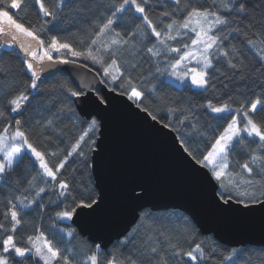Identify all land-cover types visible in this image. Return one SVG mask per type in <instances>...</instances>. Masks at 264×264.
Wrapping results in <instances>:
<instances>
[{
    "label": "snow or ice",
    "instance_id": "1",
    "mask_svg": "<svg viewBox=\"0 0 264 264\" xmlns=\"http://www.w3.org/2000/svg\"><path fill=\"white\" fill-rule=\"evenodd\" d=\"M156 3L160 5V0ZM160 6L166 7L154 22L149 15L150 0H106L104 3L0 0V48H19L24 57L20 72L28 77L21 81L9 66L0 68V77L6 81L0 83V120L7 121L0 129V180L8 182L14 166L25 156L34 158L39 165L36 175L24 178L15 174L9 183L18 194L8 199L0 220V264H25L29 258L34 264H77L75 249L59 246L64 236L69 238L67 243H71L75 229L69 227L65 231L56 224L93 217L105 202L102 192H96L82 181L64 177L63 172L74 156H78L87 169L103 159L104 123L98 117L99 113L109 111L112 101L98 85H103L108 93L131 101L136 110L132 114L143 113L140 118L155 133L161 136L177 133V151L194 171L204 170L202 175L213 184V206L217 210L239 215H248L255 208L264 211V115H260L264 111V0H164V5ZM34 7L41 17L39 27L26 25L23 17L18 16L19 11L27 14ZM125 16L140 23L131 31H118L116 25ZM64 24L74 26L75 31L68 33L67 27H61ZM53 32L67 35L51 34ZM235 34L243 36L239 46L229 43ZM179 39L190 43L173 46ZM247 52H254L255 64L247 63ZM145 60L154 62L151 65L154 71L134 76ZM55 65H73L89 73L94 71L95 75L91 79L87 74L82 75L75 87L62 82L52 90L42 89L43 74ZM165 76L181 84L190 82L204 92L209 89L219 92L222 102L213 103L209 99L196 105L189 101V107H182L158 92V88L165 86L166 82L160 79ZM235 77L261 89L255 99L249 101L244 93H238L239 100L231 95L224 99ZM57 90L65 100L76 98L80 105L95 109L84 114L92 118L82 121L87 127L67 152L41 150L32 135L36 130L44 137V143H51L59 116L65 111L75 115L69 105L54 95ZM33 101L36 107L50 105L44 109L48 115L34 121L16 118L22 117ZM132 105L128 106L130 111ZM165 107L169 116L179 115L176 123L186 128L183 134L171 119L161 118L159 112ZM198 108L210 115L215 124H201L197 119ZM228 116L231 119L220 130L219 122ZM209 131L214 133L211 137ZM84 144L88 145V153L83 150ZM253 144L256 147H251ZM89 153H96V158ZM237 155H246V159L240 162ZM41 183L51 187H37ZM26 193L34 195L29 198ZM48 193L54 198L50 197L47 205L40 203L41 194ZM126 195L132 202L141 201L143 186L130 181ZM34 206L41 212L49 206L59 209L52 217L55 233L49 238L37 227L35 234L27 235L21 246L15 234L25 223V213ZM146 220L156 218L140 209L136 226L116 242L109 255L102 259V245L97 243L95 250L90 248L79 264H169L170 259H175L177 264H204L214 255L215 248L208 253L203 242L185 250L183 244L194 235L187 219L179 228L164 231L145 225ZM141 228L144 233L137 242ZM154 233L164 238L163 248ZM55 235L61 236L60 242L55 240ZM129 245L131 249L125 255L122 250ZM261 251L264 252V245ZM224 260H232V256H225ZM245 264L252 262L246 260ZM260 264H264V259Z\"/></svg>",
    "mask_w": 264,
    "mask_h": 264
},
{
    "label": "water",
    "instance_id": "2",
    "mask_svg": "<svg viewBox=\"0 0 264 264\" xmlns=\"http://www.w3.org/2000/svg\"><path fill=\"white\" fill-rule=\"evenodd\" d=\"M56 74L66 75L75 87L82 75L91 79L95 72L73 65H55L43 74V79ZM98 87L112 101L107 113H99L98 118L104 123L105 152L102 161L91 169L94 186L104 194L105 202L95 216L69 222L81 236L107 248L130 231L140 209H177L188 215L200 233L212 235L223 245H264V211L255 208L248 215H239L217 210L213 206V184L202 175L204 170L194 171L177 151L175 132L164 136L155 133L140 118L143 113L132 114L136 110L131 101L108 93L103 85ZM72 100L77 113L90 120L92 117L84 114L95 109L80 105L76 98ZM90 156L95 159L96 153ZM130 181L143 186L141 201L127 198Z\"/></svg>",
    "mask_w": 264,
    "mask_h": 264
},
{
    "label": "trees",
    "instance_id": "3",
    "mask_svg": "<svg viewBox=\"0 0 264 264\" xmlns=\"http://www.w3.org/2000/svg\"><path fill=\"white\" fill-rule=\"evenodd\" d=\"M48 2H51V0H48ZM97 3H104L106 0H96ZM151 8L149 10V15L153 19V21H157L159 19V13L160 11L164 10V7L160 5H164V0H160V5H157L156 0H150ZM13 12H17V10H12ZM11 14V13H10ZM19 17H23V22L27 25L29 23L37 25L39 27L41 22V17L37 15V8H32L27 12V14L24 11L18 12ZM140 23L139 20H133L130 16H125L122 20L118 22L116 25L118 31H131L135 24ZM162 26V25H161ZM61 27H67V32L72 33L75 31L74 26H68L67 24L61 25ZM51 34H59V35H67L64 32H53ZM48 35V34H45ZM71 38V37H69ZM154 39V38H153ZM243 39V36L241 34H235L233 38L230 39L229 43L237 44L239 46V41ZM190 43V41H187L185 39H179V43H173V46H180L183 43ZM55 55V54H54ZM248 60L247 63L249 65L255 64L256 57L254 52H247L246 53ZM23 53L20 52L19 48L15 49H9V48H0V68L3 66H9L15 73L16 78L24 81L27 80L28 77L26 75L21 74L20 69L22 68V60H23ZM163 59V58H161ZM82 63H86L83 62ZM154 64V62H148L145 60V62L142 63V67L140 70H138L137 73H134V76L139 75H147V73L151 70L154 71V67L151 65ZM91 66V65H90ZM163 66V65H161ZM94 68V66H91ZM231 74V73H230ZM169 77L165 76L160 79L164 80L165 86L162 88H158V92L163 93L166 97H170L173 101H175L177 104L181 105L182 107H189V101L193 104L200 105L206 102L209 99L213 100V103H221L222 100L219 98L220 93L214 92L212 89H209V91L204 92L200 89L195 88L194 86L190 85V82L184 83V84H176L168 80ZM6 82L4 77H0V83ZM67 82L69 85H74L71 83L69 78L64 74H56L50 78L43 79V82L41 83L42 89H49L52 90L53 86L62 83ZM153 83H158V81H153ZM219 88V85L217 86ZM261 89L258 86H254L249 81H241L238 77H235L232 79L229 89L226 91V95L224 99H226L227 95L233 96L234 100H239L240 97L238 93H244L249 101L252 99H255V96L259 94ZM54 95L57 97L58 100L63 101L65 104L69 105L72 110H74L75 115H73L72 111H65L63 114L59 116V118L56 121V128L57 131L52 136L51 143H44V137L39 135L36 130H33L32 135L34 142L37 143L38 147L41 150L49 151V150H61L62 152H67L70 150L72 143L75 142V139L79 136V134L82 133L83 129L87 127L86 124H83L82 121L84 118H82L76 111L74 105H73V98L65 100L64 95L61 94L58 90L54 93ZM145 103H148V100H145ZM50 105L42 104L39 107H36V101L32 102V105L28 107V109L24 112L22 117H16L20 119H24L26 121H34L36 119H40L41 116H47L48 113L44 110L46 107H49ZM150 107H154L155 105H149ZM238 106V105H234ZM55 111V108L52 109ZM197 119L201 124H204L207 126V124H215V122L212 121L211 116L206 114L203 109H197ZM161 118L168 120L171 119L172 123L175 127L180 128V133L183 134L184 131H186V128L181 127L176 123L177 119H179L178 114H173L172 116H169L167 113L166 107L163 111L159 112ZM260 115H264V111H261ZM15 116V114H13ZM231 119V116H228L226 120L219 122L220 130H222L223 126H226V123L228 120ZM7 121L0 120V129H2L4 123ZM14 123V120H13ZM177 135V133L175 132ZM214 133L212 131L208 132L209 137H211ZM83 150L85 153H88V145L84 144L82 145ZM251 147H256V145H251ZM91 155V153H89ZM62 158V156H61ZM236 159L240 162H243L246 159V155H237ZM37 171H39V165L38 162L34 161V158H30L29 156H25L24 159L18 161V163L14 166V172L13 175L9 178L8 182H5L3 180H0V220L3 219V212L6 210L8 204V199L14 198L18 193L14 190V188L9 187V183L11 182V179L15 178V174H20L24 178H28L31 176L36 175ZM64 177L67 178H74L76 182L82 181L86 185H91L95 190L94 181L91 173V169L84 168L83 164L81 163V160L78 156H74L71 158V162L67 165V167L63 170ZM62 177V178H64ZM39 186H45V187H51V185H43L38 184ZM97 192V190H96ZM26 195H29V198L34 195V193H26ZM43 196V200L40 201V203H45L47 205L49 198L52 197V193L48 194H41ZM59 209H56L54 206H49L46 208L44 212H41L40 208L38 206H34L31 211H28L24 215L25 223L22 227H20L15 234L17 241L23 246L24 242L26 241L27 235L35 234V229L37 227L42 228V230L46 233V235L51 238L53 237L55 233V229L52 226V217L54 216L55 211ZM146 211H149L153 217L156 218L155 221H144V224L149 227H157L161 231H164L165 229H175L179 228L182 224V221L184 219H187L189 222L191 228L194 230V235L189 237V242L184 243L183 247L185 250H187L191 245H194L195 243L203 242L204 247L208 250V253H211L213 248H215L214 255L209 256V258L204 262V264H245L246 260H250L252 264H260L261 259H264V252L261 251V246H254V245H245V246H238V247H229L226 245H223L219 243L212 235L208 234H202L200 233L199 229L196 227V225L192 222V220L188 217L187 214L184 212L177 210V209H167V210H151L149 208L144 209ZM139 219V217H138ZM138 221V220H137ZM136 223L131 227L136 226ZM57 228H64L65 231L70 227L72 229H75V238L71 240V243L68 244V237H63V242L59 244L61 247H70L74 248L76 255L74 259L77 261V264H79V261H81L87 254H89V249H94L95 244L91 243L86 237L81 236L76 228L72 226L69 222H57L56 224ZM130 229V231H131ZM144 229L141 228L140 235L137 236V242H139V239L141 236H143ZM154 236H157V238L161 241V247L163 248V237H159L157 233H154ZM122 239V238H121ZM55 240L60 242L61 236L55 235ZM120 240V239H119ZM118 240H115L113 243H111L107 248H102L100 252V257L103 259L104 256L109 255L111 253V250L114 245H116V242ZM131 249V245H129L128 249H123L125 255L128 254L129 250ZM235 250V251H234ZM206 253V255L208 254ZM232 256V260H224L225 256ZM186 260L187 258H183ZM25 264H34V261L32 258H29L25 261ZM169 264H177V261L175 259H170Z\"/></svg>",
    "mask_w": 264,
    "mask_h": 264
},
{
    "label": "rangeland",
    "instance_id": "4",
    "mask_svg": "<svg viewBox=\"0 0 264 264\" xmlns=\"http://www.w3.org/2000/svg\"><path fill=\"white\" fill-rule=\"evenodd\" d=\"M168 80H170L173 83L180 84V82L177 81L175 78L169 77Z\"/></svg>",
    "mask_w": 264,
    "mask_h": 264
}]
</instances>
